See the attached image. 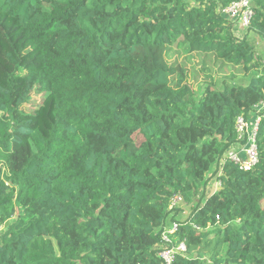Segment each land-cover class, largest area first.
Listing matches in <instances>:
<instances>
[{"label": "trees", "instance_id": "16d2710c", "mask_svg": "<svg viewBox=\"0 0 264 264\" xmlns=\"http://www.w3.org/2000/svg\"><path fill=\"white\" fill-rule=\"evenodd\" d=\"M235 1L0 0V264H161L173 221L174 264H264V112L258 163L224 160L264 101V0L245 29ZM174 48L244 78L197 99Z\"/></svg>", "mask_w": 264, "mask_h": 264}, {"label": "built area", "instance_id": "2783aa9c", "mask_svg": "<svg viewBox=\"0 0 264 264\" xmlns=\"http://www.w3.org/2000/svg\"><path fill=\"white\" fill-rule=\"evenodd\" d=\"M231 18L237 20L242 28H248L254 16V10L251 7V0H237L223 10ZM256 110V112H254ZM253 117L247 118L240 115L236 120L237 139L233 146L229 148L224 160H229L237 164L241 169L249 170L253 168L259 161V149L257 136L259 132L261 114L264 112V101L255 107ZM261 111L260 113H257ZM222 161V163L224 162ZM221 163V164H222ZM221 188V181H217ZM185 199L182 194L174 193L170 198L168 209L174 215L177 210L184 213ZM180 223L173 221L167 224L161 230V244L159 245L158 256L161 264H174L179 254L187 253L186 242L177 243L174 233L178 231ZM199 229V227H197Z\"/></svg>", "mask_w": 264, "mask_h": 264}, {"label": "rangeland", "instance_id": "374dc122", "mask_svg": "<svg viewBox=\"0 0 264 264\" xmlns=\"http://www.w3.org/2000/svg\"><path fill=\"white\" fill-rule=\"evenodd\" d=\"M258 46H261V44H258ZM178 49L174 48L172 51V54L170 56V61H174L175 59H178L179 62H182L183 64L186 63L187 67L189 68V82L193 85V88L195 90L196 98L199 99L200 96H202L204 90L206 89V86L211 84L214 87H221L224 81L227 82H235L240 80L243 77V72L235 67V66H221V62L217 61V59L209 57L206 58L205 61L203 59L201 60L200 57L196 58H190L188 59V56L186 53L181 51V54H178ZM262 54L264 56V50H262ZM207 63V66L209 69L202 70L204 63ZM261 72L263 69H260ZM53 99L50 98L42 107V127L44 132H47V129L49 127V121L51 119V107H52ZM256 112V110L254 111ZM261 111L257 112L260 113ZM210 181L207 187V193L219 190L220 187L215 181V177L213 175H210ZM203 191H201L200 194H202ZM200 196V195H199ZM190 212V207L187 208ZM1 229V228H0Z\"/></svg>", "mask_w": 264, "mask_h": 264}]
</instances>
